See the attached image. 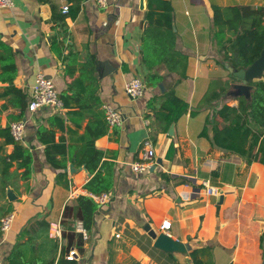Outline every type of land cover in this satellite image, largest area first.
Returning <instances> with one entry per match:
<instances>
[{
	"label": "crops",
	"instance_id": "0c3cea01",
	"mask_svg": "<svg viewBox=\"0 0 264 264\" xmlns=\"http://www.w3.org/2000/svg\"><path fill=\"white\" fill-rule=\"evenodd\" d=\"M171 2L175 47L188 55L187 77L179 82L163 64L149 70L142 62L146 0L142 8L140 0H107L105 7L92 0H15L12 7L0 9V43L4 46L0 56L12 53L16 76L11 83L26 94L21 117L24 139L17 143L31 155L27 178L21 176L25 169L21 158L6 161L9 166L4 170L3 158L15 146L6 128L17 120L19 109L3 96L10 82L0 80V129H6L0 132V217L13 214L9 229L0 231V264H5L12 244L34 219L43 218L49 226L58 223L63 233L70 231L64 224V207L87 194L83 185L92 174L84 164H74L69 150H81L87 143L103 151L102 160L114 163V184L109 202L95 212L81 249L62 236L58 241L75 249L77 264H194L190 251L205 246L214 264H264V241L260 240L264 232V165L245 167L234 154L208 155L209 143L199 136L207 110L194 116L183 114L169 132L170 126L164 129L146 105L153 97L158 106L164 92L173 86L180 98L195 106L210 79L216 77L211 75L212 65L219 61L228 66V57L238 51L245 30L264 37V0ZM63 5L68 6L67 13L61 11ZM237 5L262 8L263 13L256 15L251 26L246 21L233 33L217 32L212 7ZM38 70L52 79L58 95L66 92L68 103L61 110H27ZM149 73L161 75L162 80L154 88L146 87L141 98H130L124 82L133 76L145 80ZM92 77L98 86L97 99L84 93ZM262 78L249 82L248 101L253 83ZM233 98L228 100L231 105L237 103ZM83 101L86 107L80 108ZM104 103L122 114L124 120L117 129L106 125ZM38 128H43L41 137ZM146 139L155 150L152 169L132 172L129 164L142 157ZM50 158L64 160L66 166L56 167ZM213 170L217 177L212 176ZM205 180L220 192L206 194ZM166 219L171 222L168 233L177 241L173 250L155 246L145 229L148 224L160 233V224Z\"/></svg>",
	"mask_w": 264,
	"mask_h": 264
},
{
	"label": "trees",
	"instance_id": "16d2710c",
	"mask_svg": "<svg viewBox=\"0 0 264 264\" xmlns=\"http://www.w3.org/2000/svg\"><path fill=\"white\" fill-rule=\"evenodd\" d=\"M212 8L214 25L219 33H233L246 21L251 26L256 15L263 13L262 8L253 9L247 5L225 8L213 6ZM145 17L147 25L141 35L140 48L144 65L150 70L156 65L163 64L167 71L178 76L176 82L186 78L188 55L175 47L176 31L173 30L174 8L171 0H146ZM215 37L218 38L217 35ZM1 44L0 48H4ZM263 44V35H259L253 30H245L238 41V51L233 54L234 56L228 57L230 65L228 64L226 68L229 70L234 68L233 71L246 68L259 56ZM216 64L223 66L219 61H216ZM0 66L2 68L0 80L10 82L5 87L3 96L8 97L10 104L19 109L16 119H20L26 107V94L11 83L16 76L12 53L0 56ZM91 79V85L84 89V93L85 95L92 93L97 99L96 78L92 77ZM161 80V75L149 73L144 80L145 86L154 88ZM232 83H240V80L232 73L225 77L216 76L210 79L206 91L193 107L176 94L173 86L164 92L158 106L154 105L153 97L147 100L146 105L153 111L156 121L163 124L164 129H168L183 114L194 116L201 110H207L199 136L205 138L209 143L208 155L214 152H219L222 156L234 154L242 159L245 167L252 163L264 165V79H258L253 83L250 101L245 96L238 95L233 98L237 100L235 105L228 103L231 97H226L227 92L231 90ZM58 96L62 105H67L66 92H61ZM89 105L91 102L88 101ZM79 107L85 108L86 101L81 102ZM114 128L117 129V127ZM6 129L8 130L9 127ZM6 129H0V132H4ZM42 131L43 128L37 130L40 137ZM11 140L15 146L13 153L3 158L4 170H7L9 161L21 158L25 168L21 176L27 178L30 173L31 155L28 149L20 146L12 137ZM73 154L75 157H71ZM102 156L103 151L96 149L93 143H87L81 150H69V157L72 158L74 164L78 166L84 164V167L92 174L83 185L84 189L92 193L109 191L114 184V163L102 160ZM50 160L56 167L64 168L66 166L64 160L53 161L51 158ZM60 176H63V173ZM162 176L166 179L163 173ZM212 176L217 177L218 172L213 170ZM175 179L181 183L186 182L182 177H175ZM99 207L100 205L94 203L86 195H79L66 203L63 217L66 219L64 224L66 223L70 231L68 233L62 231V239H70L74 247L81 249L83 237L81 233L75 231L74 222L81 221L88 234L93 224V216ZM48 227L49 223L43 218L30 222L23 229L21 237L12 244L9 254L4 259L5 264H77L75 257L73 259L65 257L70 249L68 245L64 246L49 237ZM25 236L26 239L21 241ZM260 240L264 241V232L261 234ZM205 253H208L207 258H205ZM189 255L194 264H214L206 246L193 249Z\"/></svg>",
	"mask_w": 264,
	"mask_h": 264
},
{
	"label": "built area",
	"instance_id": "2783aa9c",
	"mask_svg": "<svg viewBox=\"0 0 264 264\" xmlns=\"http://www.w3.org/2000/svg\"><path fill=\"white\" fill-rule=\"evenodd\" d=\"M96 6L105 7L107 5V0H92ZM15 0H0V9L5 7H12ZM61 11L63 13L68 12V6L63 5ZM124 92L132 99L141 98L145 94V81L144 79L133 76L127 79L124 82ZM62 101L59 98L52 79L46 75L44 72L38 70L34 74V80L32 85L30 86L29 98L27 102V110L30 112L36 111L39 108L46 107L52 110H61L62 109ZM102 109L104 112V118L109 127H117L121 126L123 123V116L118 111V109L109 104H102ZM24 127L25 121L20 118L17 120L10 121L9 123V132L12 139L15 142H22L24 139ZM142 157L139 160L132 161L129 164L130 170L135 173H143L147 172L152 164L154 163L155 150L152 142L149 139H146L142 143ZM202 187L206 194H218L220 189L218 186L210 184L209 180H205L202 182ZM73 192L70 196H73ZM86 196H88L94 203L98 205H104L110 200V190L103 191L101 193H92L87 192ZM13 214L7 213L0 217V231L6 232L12 222ZM169 220H163L160 224V233H165L170 237L168 233V229L170 227ZM75 231L82 234L83 239H86L87 233L84 229L81 221L76 220L74 222ZM49 236L57 241L61 240L62 229L58 223H51L49 226ZM75 249H70L67 254V259H73L75 256Z\"/></svg>",
	"mask_w": 264,
	"mask_h": 264
},
{
	"label": "water",
	"instance_id": "95a60500",
	"mask_svg": "<svg viewBox=\"0 0 264 264\" xmlns=\"http://www.w3.org/2000/svg\"><path fill=\"white\" fill-rule=\"evenodd\" d=\"M141 8L144 6V0H140ZM106 69V68H105ZM264 72V44L259 56L249 65L246 69L233 72V76L240 80V83H232L231 90H229L226 96L230 93L234 94L233 97L238 95H244L248 97V90L250 89L249 82L251 80L259 78ZM172 131V126L169 128V132ZM152 169V167L150 168ZM9 193V198H11ZM148 234L154 239V245L162 249H172L173 244L176 243L173 238L169 237L165 233H156L149 229V225L145 226ZM173 250V249H172Z\"/></svg>",
	"mask_w": 264,
	"mask_h": 264
},
{
	"label": "rangeland",
	"instance_id": "374dc122",
	"mask_svg": "<svg viewBox=\"0 0 264 264\" xmlns=\"http://www.w3.org/2000/svg\"><path fill=\"white\" fill-rule=\"evenodd\" d=\"M215 39H216L215 42L218 44L219 39L218 38H215ZM242 69H246V68H242ZM239 70H241V69H239ZM239 70H236V71H239ZM233 72H235V71L229 70L224 65L220 66V65L213 64L212 65V70H211V75L212 76H223V77H225L226 75H229V74H231ZM251 81H253V80H251ZM233 95L234 94L230 93L226 97H228V98L231 97L232 98ZM245 98H246V96H245Z\"/></svg>",
	"mask_w": 264,
	"mask_h": 264
}]
</instances>
